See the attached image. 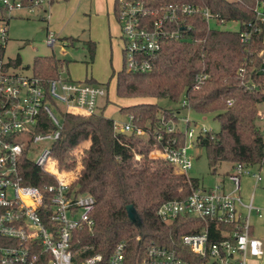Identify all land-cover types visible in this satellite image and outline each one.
I'll use <instances>...</instances> for the list:
<instances>
[{"label":"built area","instance_id":"obj_1","mask_svg":"<svg viewBox=\"0 0 264 264\" xmlns=\"http://www.w3.org/2000/svg\"><path fill=\"white\" fill-rule=\"evenodd\" d=\"M45 1L49 0H29L28 3L0 0V47L3 50L8 40V24L14 14L19 10L31 12ZM253 11L255 22L240 31L243 43L249 42L253 33L264 29V0H259ZM197 16L209 25L226 24L207 6L174 3L148 10L136 0H120L116 19L125 71L149 72L163 42L183 39L182 33L193 26L189 19ZM232 23L238 24L237 21ZM53 43L54 38L48 37L47 44ZM259 55L258 71L264 73V51ZM16 68L10 60L0 57V239L6 241L0 244V264H126V247L122 243L107 259L98 254L80 257L87 248L77 249L75 245L80 232L93 226L94 198L89 194H75L72 186L76 173L69 176L60 172L54 155L69 119L98 113V100L106 94L104 87L72 81L58 74L54 79L43 81L33 75L19 74ZM244 72L240 68L238 75L242 77ZM205 79L206 75L196 76L194 89ZM180 108L190 110L186 99L182 98ZM126 119L123 124L114 122L116 132L148 136V131L132 123V116ZM176 122L177 118L168 122L161 118L160 128L166 134L177 133L179 131L173 129ZM183 123L184 139L194 141L198 136L194 138L190 120L186 118ZM159 130L154 131L157 141L163 137ZM206 131L201 129L198 135ZM37 143L49 146L32 158V146ZM190 148L185 144L179 146L176 139H172L151 154L168 162L173 171L188 179L192 168ZM25 158L50 176L53 183H43L41 187L26 184L22 175ZM258 173L235 164L225 176L230 189H225L223 182L211 189L198 185L184 198L161 203L156 217L162 224L191 219L194 232L180 235L169 244L152 242L144 246L134 264H264V243L253 236L251 223L252 214L261 217L260 211L253 206L252 195L248 203L240 196L242 179L250 176L256 184L260 180Z\"/></svg>","mask_w":264,"mask_h":264},{"label":"trees","instance_id":"obj_2","mask_svg":"<svg viewBox=\"0 0 264 264\" xmlns=\"http://www.w3.org/2000/svg\"><path fill=\"white\" fill-rule=\"evenodd\" d=\"M119 1L114 0L115 16ZM136 1L148 10L174 3L207 6L226 23L238 24L236 29L220 28L215 23L209 25L200 16L189 19L192 28L182 33L181 40L163 42L149 72L130 73L122 67L116 74L117 97L135 102L121 107L119 112L132 116L134 125L148 131L147 137L116 132L114 121L103 116V107L96 115L69 119L64 125L54 152L58 169L75 172L73 191L76 195L89 194L95 202L93 226L80 232L75 248H87L81 258L98 254L107 259L122 243L126 247V264H134L139 251L152 242L169 244L180 235L194 232L191 219L164 225L156 217L161 203L188 196L198 181L175 173L163 159L151 157L153 150L172 139L179 146L185 144L183 132L166 134L160 128L161 118L165 122L175 121V109H179L162 107L152 100L174 104L184 98L190 110L214 114L219 131L207 130L194 140L213 171L220 163L241 164L245 168L264 164V134L256 123L258 108L264 106V73L258 71L259 52L264 51V29L253 33L247 43L240 40V31L255 22L253 9L259 0ZM87 49L92 59L94 42L88 41ZM2 53L0 47V57ZM63 63L64 60L52 56L36 57L32 75L43 81L54 79ZM11 64L19 67V56ZM240 68L245 70L242 77L238 75ZM201 74L206 79L194 89V79ZM85 82L93 84L91 80ZM155 130L162 133V140L157 141ZM76 148L82 149L78 156L73 154ZM24 162L22 175L26 184L41 187L43 183H53L31 161L25 158ZM127 206L133 207L137 223L129 221ZM5 243L0 239V244Z\"/></svg>","mask_w":264,"mask_h":264},{"label":"rangeland","instance_id":"obj_3","mask_svg":"<svg viewBox=\"0 0 264 264\" xmlns=\"http://www.w3.org/2000/svg\"><path fill=\"white\" fill-rule=\"evenodd\" d=\"M111 2L112 0H49L31 12H16L9 21L8 40L1 57L5 61H11L19 56L21 64L16 71L25 76L33 74V62L36 57L52 56L64 60L57 74L72 81L92 80L96 84H102L106 94L98 100V104L103 107V116L115 123L123 124L127 119L119 109L133 104V101H126L116 95V74L122 70L123 58L118 39L120 28L112 15ZM218 27L236 29L237 24L231 22ZM48 37L54 38L52 45L47 44ZM88 41L95 44L92 59L87 49ZM72 43L73 45H70ZM181 100L174 104L165 100L152 101L162 107L179 109L176 117L178 122L173 124V129L176 131H185L183 120L186 118L190 120L189 128L193 129L194 138L201 129L219 131V124L214 120V114H199L192 110L181 109ZM263 114L264 106L261 105L258 108L256 123L264 134V121H261L260 117ZM185 145L191 147L188 154L192 158V168L188 176L196 179L199 187L203 189H211L221 182L228 163L216 166L213 171L208 165L204 151L197 148L194 141L185 138ZM48 146V143L34 144L30 157L36 158ZM81 151V148H76L73 154L78 156ZM55 158L58 165V158L56 156ZM252 171L259 172L260 180L255 184L252 177H245L242 180L240 196L244 203H248L252 195L253 206L259 209L261 215V217L255 214L251 216V223L254 226L253 236L264 243V164L261 167H253ZM60 172L69 176L75 173ZM226 189L228 190V184ZM262 262L264 263V255Z\"/></svg>","mask_w":264,"mask_h":264},{"label":"crops","instance_id":"obj_4","mask_svg":"<svg viewBox=\"0 0 264 264\" xmlns=\"http://www.w3.org/2000/svg\"><path fill=\"white\" fill-rule=\"evenodd\" d=\"M53 2V1H52ZM51 2V3H52ZM103 6H101V8H102ZM111 11H112V15H113V17H114V19L116 20V22H117V19H116V16H115V13H114V0H112V2H111ZM17 12H25V13H28L26 10H19V11H17ZM117 24H118V22H117ZM120 33V32H119ZM118 39H119V42L121 43V41H120V37H119V35H118ZM78 41V40H77ZM68 43V42H67ZM70 45H73V43L72 44H70ZM95 45V44H94ZM86 81V80H85ZM92 81V80H91ZM77 82H82V81H77ZM84 82V81H83ZM94 85H98V86H102V87H104L102 84H96L95 82H92ZM126 101H129V100H126ZM133 103H135V102H133ZM128 106V105H127ZM263 116H264V114H263ZM261 121H264V118H261ZM156 154H154V153H152L151 154V157L152 156H155ZM221 164L222 163H220V164H218L217 166H221ZM232 167H233V165H231V164H228V166L226 167V169H225V172L223 173V179L221 180V182H223L224 183V187H225V189H226V185L228 184L227 183V181H226V179H225V176L228 174V173H230L231 171H232ZM244 179V178H243ZM242 179V180H243ZM221 182H219V183H221ZM255 187V186H254ZM228 189H230V185L228 184Z\"/></svg>","mask_w":264,"mask_h":264},{"label":"water","instance_id":"obj_5","mask_svg":"<svg viewBox=\"0 0 264 264\" xmlns=\"http://www.w3.org/2000/svg\"><path fill=\"white\" fill-rule=\"evenodd\" d=\"M126 211H127V216H128L129 221L132 222V223H137L138 218L136 216V213H135L133 207L132 206H127L126 207Z\"/></svg>","mask_w":264,"mask_h":264}]
</instances>
